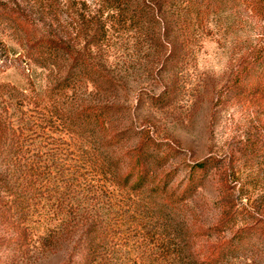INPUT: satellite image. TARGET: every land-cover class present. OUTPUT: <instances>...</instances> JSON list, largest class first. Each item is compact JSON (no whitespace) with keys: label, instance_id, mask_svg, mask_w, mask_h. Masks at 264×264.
I'll use <instances>...</instances> for the list:
<instances>
[{"label":"rangeland","instance_id":"374dc122","mask_svg":"<svg viewBox=\"0 0 264 264\" xmlns=\"http://www.w3.org/2000/svg\"><path fill=\"white\" fill-rule=\"evenodd\" d=\"M17 1L28 24L0 17V123L30 121L21 146L0 144V264H83L88 227L89 264H207L215 247V264H264V93L255 91L263 64L241 94L227 90L263 43L264 0L260 18L235 0H126L97 44L98 31L80 19H106L101 0ZM46 37L65 49L50 53L38 41ZM29 81L46 113L21 106ZM85 105L108 113L102 134L116 136L113 147L65 122ZM146 136L156 146L143 148L162 153L149 168L170 187L183 188L193 163L208 161L185 200L115 182L128 171L118 156ZM220 248L230 250L218 256Z\"/></svg>","mask_w":264,"mask_h":264},{"label":"trees","instance_id":"16d2710c","mask_svg":"<svg viewBox=\"0 0 264 264\" xmlns=\"http://www.w3.org/2000/svg\"><path fill=\"white\" fill-rule=\"evenodd\" d=\"M103 4V8H105V11H109L110 15L104 19L103 21H100V14L95 17V14L93 16H84L82 15L81 24L86 25L93 29L94 33L98 31V33L93 36L91 40V44H97L100 41L103 40L105 33H107L106 29V22L109 20L112 15L116 16L118 15V12L120 11V7L123 5L122 3H126V0H101ZM241 3L245 8L247 9L248 13H250L253 17L260 18L261 16V10L258 5L259 0H235ZM105 4V5H104ZM0 17L6 18L10 21L11 24L15 28H19L28 24V22L25 20L26 16L24 15V11L22 10L19 2L17 0H0ZM90 18L95 19L92 20L91 23ZM102 39V40H101ZM30 41V39H27ZM41 45L45 46L50 53L55 52L59 49H65V45L63 41L56 40L53 37H46V39H38ZM263 43L259 45L258 48L253 49V54L248 61L246 60L244 65L239 67L237 70L234 71V79L229 83L227 90L232 91L233 93L237 92L236 95L241 94L240 90L244 84L247 82V78L250 76L251 73L255 72L254 67L256 66H263L258 69L259 73L257 75V80L255 81V85L257 88H260L259 90H255L257 92L264 93V40ZM64 45V46H63ZM4 48L6 46L4 45ZM87 59V58H86ZM88 61V60H87ZM89 62V61H88ZM88 65V64H87ZM80 66L79 63L77 64V67ZM86 66V65H85ZM84 66V67H85ZM83 67V64L81 65L80 69H84V73H88L87 69ZM70 71V69H69ZM65 72L64 75L58 76L60 80V86L61 89H65L68 87L67 79L70 77V72ZM63 76V77H62ZM29 87L33 91L31 93V96L26 94L25 92H21L20 97L18 98L20 100V104L22 107L28 106L29 108H33V110H37L36 113L38 114L39 110L43 111V113H46L45 109L47 107V101L45 98L39 96L31 81H29ZM261 96V95H260ZM256 99V98H255ZM218 104H215L216 107ZM45 108V109H44ZM24 114L25 111L21 110ZM68 116L64 115L65 122L68 125L75 126L79 129H86L89 130V134L92 136V138L96 139L98 143L103 147H113V141L117 140L115 139L116 136L111 133L112 135L104 136L102 134L106 133L107 127L109 125V118L108 113L99 106L96 105H85L80 108H74L71 111L67 112ZM58 116V115H57ZM54 115L53 122L59 121L58 119L60 117H57ZM36 117V115H35ZM28 121H30V118L27 116ZM25 116L22 119L23 121L26 120ZM23 121H19L17 123H13V121H8V124L6 126H3L2 123H0V144L1 146L4 145V140L7 142L6 145L12 147H19L21 146V135L22 127L21 124H23ZM32 125L35 124V121L31 122ZM62 123V122H61ZM62 125V124H61ZM52 128V127H50ZM19 145V146H18ZM156 146L155 143L151 140L150 137H144L142 144L134 151L132 152H126L122 156H118V162L122 161L125 165V168L128 169L126 173H123L121 177H118L115 182L119 180L120 186L122 188H128L132 191H140L144 188H148L150 191L155 192L159 195L164 196L165 198L175 199L176 201H183L188 196H190L191 190H193V187H196L193 184V176L194 169H204L208 164V161H201V162H195L191 166V173L188 176L187 180L183 182V188L180 187H170L167 183V181H164V178H156L154 175V171L149 168L150 162L154 159L161 158L162 153H156L153 154L152 152H149L145 150L144 146ZM258 148L255 143L251 142L249 154L253 155L257 152ZM115 151H111V153H107V156H105V159L107 163L113 164L115 162L116 155ZM142 160V161H141ZM32 168V167H30ZM34 169V167H33ZM30 170V173L33 174L34 170ZM28 173L29 176H32ZM26 175V176H28ZM118 183V184H119ZM171 200V201H172ZM250 228L243 227L239 228V231L248 230ZM263 232H264V224H263ZM94 229L88 227L86 232L84 233V239H83V247H87V253H84L83 258V264H89V262L92 260V252H91V244L92 240H95V235H93ZM218 250V247H215L214 249L210 250L209 254L206 255L204 262L207 264H215L213 260H216L218 257L216 256V252ZM229 249L220 248L218 251V256L220 253H225L229 251Z\"/></svg>","mask_w":264,"mask_h":264}]
</instances>
